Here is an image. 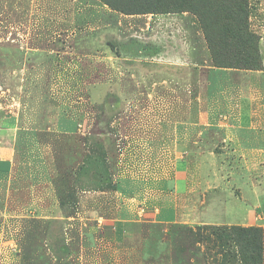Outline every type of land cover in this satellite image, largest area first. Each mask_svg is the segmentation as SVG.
Masks as SVG:
<instances>
[{
	"label": "rangeland",
	"instance_id": "obj_1",
	"mask_svg": "<svg viewBox=\"0 0 264 264\" xmlns=\"http://www.w3.org/2000/svg\"><path fill=\"white\" fill-rule=\"evenodd\" d=\"M247 4L260 61L251 70L214 64L191 11L0 0V128L15 150L0 176V264H239L225 247L238 226L170 223L169 210L203 207V220L234 222L245 203L264 217V158L184 161L199 136L227 153L221 144L240 128L264 127V0ZM65 117L74 133L60 128ZM241 173L262 187L258 202L241 192ZM216 175L228 194L205 185Z\"/></svg>",
	"mask_w": 264,
	"mask_h": 264
},
{
	"label": "trees",
	"instance_id": "obj_2",
	"mask_svg": "<svg viewBox=\"0 0 264 264\" xmlns=\"http://www.w3.org/2000/svg\"><path fill=\"white\" fill-rule=\"evenodd\" d=\"M114 11L126 15L191 11L210 46L214 64L254 69L259 66L256 36L248 30L247 0H102ZM212 18V19H211ZM225 247L234 248L239 264H264V228H230Z\"/></svg>",
	"mask_w": 264,
	"mask_h": 264
},
{
	"label": "crops",
	"instance_id": "obj_3",
	"mask_svg": "<svg viewBox=\"0 0 264 264\" xmlns=\"http://www.w3.org/2000/svg\"><path fill=\"white\" fill-rule=\"evenodd\" d=\"M60 128L62 130H65L67 133H74L75 131V122L73 119L69 118V117H65L64 119H62V122L60 123ZM37 125V123H36ZM35 125V126H36ZM38 126V125H37ZM37 126L34 127V129H37ZM210 126V125H209ZM208 126V124H204L203 128L205 129H200L201 126L197 125V126H190L191 130H194L196 127L197 131H209L208 128H210ZM251 127H246V128H240L242 130V135L243 136H236V135H232V137L230 139L224 140L225 144H221V148H226L228 147V145L232 146L235 150L233 151H229L226 153V151L222 150V153H217L214 150H211L209 148L213 147L215 145V140H204L202 139L203 136H199L197 137L195 140H192L190 144V148L193 149V151H191L187 156L186 159L184 160L182 157H179L178 160H184V161H195V163H199L200 161H202L203 159L205 160H210L212 158L214 159H219V156L221 155H226V154H230L229 156H231L232 154H239L242 161H247V159H253L252 162H256L258 161V163H260V161L264 158V127H253L255 128L252 132H249L251 129ZM182 131L184 130V127H181ZM8 129L5 128H0V176H4L7 175L9 173L12 172L13 167H14V157H15V150L14 147L11 143H7L6 140V134L5 132ZM188 130V129H185ZM238 131V130H237ZM235 131V132H237ZM183 144V139L180 138L179 140H177V146L182 145ZM186 147V145L184 146ZM183 147V148H184ZM205 147H207V150L204 149ZM209 149V150H208ZM186 153V151H185ZM228 156V155H227ZM185 166L186 168L184 172L180 171V172H176L175 174V182L174 185L176 187V190L178 191L177 186L179 184H183L186 182V180L188 179V173H187V169H188V164L186 162ZM240 181V186H241V192L243 193V188L247 189V194L249 195V197L253 200V201H259L260 199V190L262 189V187L259 186V184L257 183H251V180L249 179L248 176L244 175L243 173L239 174V179ZM220 181V182H218ZM183 182V183H182ZM205 185L209 186V185H213L216 184L220 187V190H226L225 194H228V184L229 181L224 182L221 179V177L219 175H216V177L211 176L210 178L207 177L205 180ZM251 184V186L249 187V185ZM185 185V184H184ZM181 186V185H179ZM217 186V187H218ZM191 190V189H189ZM193 190H191L190 192H192ZM238 200L235 199H228L227 201L225 200V203H229V204H233V210L234 212L236 211V206L238 204ZM240 203H244L243 201ZM207 204V203H206ZM205 204V206H206ZM180 204H176L175 207L171 210H169L172 213V218H171V222H178V223H182V224H186V223H200L203 225H226V226H238V227H256V228H264V217L262 218H257L256 216H252V215H248L247 214V206L244 203L245 206V210H244V216L241 217L240 221L236 220L234 222L229 221L228 218L226 220H221V221H207V220H203L200 218L199 213L202 212V209H199L198 207H187L186 205L184 207H180ZM204 206V207H205ZM228 210V209H227ZM226 210V212H227ZM161 215V213H160ZM159 215V216H160ZM198 215V217L196 216ZM225 216V215H224ZM161 222V221H160ZM165 223V222H162Z\"/></svg>",
	"mask_w": 264,
	"mask_h": 264
}]
</instances>
